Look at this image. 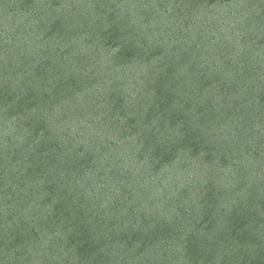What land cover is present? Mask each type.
Here are the masks:
<instances>
[{
	"label": "water",
	"instance_id": "1",
	"mask_svg": "<svg viewBox=\"0 0 264 264\" xmlns=\"http://www.w3.org/2000/svg\"><path fill=\"white\" fill-rule=\"evenodd\" d=\"M0 264H264V0H0Z\"/></svg>",
	"mask_w": 264,
	"mask_h": 264
}]
</instances>
